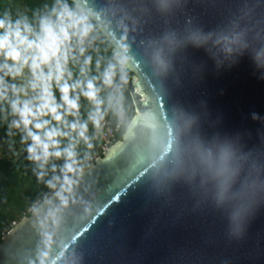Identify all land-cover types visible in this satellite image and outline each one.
<instances>
[{"label":"water","instance_id":"water-1","mask_svg":"<svg viewBox=\"0 0 264 264\" xmlns=\"http://www.w3.org/2000/svg\"><path fill=\"white\" fill-rule=\"evenodd\" d=\"M70 1L127 49L135 114L0 264H264V0Z\"/></svg>","mask_w":264,"mask_h":264},{"label":"clouds","instance_id":"clouds-1","mask_svg":"<svg viewBox=\"0 0 264 264\" xmlns=\"http://www.w3.org/2000/svg\"><path fill=\"white\" fill-rule=\"evenodd\" d=\"M94 21L92 12L63 3L52 16L40 19L38 29L27 22L0 19V103L7 102L16 118L11 126L23 127L22 143L25 137L31 141L29 160L41 168L50 159L63 160L68 183L72 182L68 173L81 172L79 143L87 149L93 147L89 123L100 133L108 113L120 121L125 109L127 49H121V56L92 75L88 50L96 33ZM157 61L164 67L159 57ZM70 63L79 65L76 79ZM17 80L21 83H15ZM81 97L90 105L86 120L81 119ZM62 140L68 143L62 146Z\"/></svg>","mask_w":264,"mask_h":264},{"label":"trees","instance_id":"trees-1","mask_svg":"<svg viewBox=\"0 0 264 264\" xmlns=\"http://www.w3.org/2000/svg\"><path fill=\"white\" fill-rule=\"evenodd\" d=\"M63 3L69 7H76L70 0H0V19L10 20L12 23L17 21L27 22L34 29H38L42 17L52 16L53 12ZM96 25V23L94 22ZM93 43L88 50V55L92 60V75H96L97 68H102L106 63L112 62L116 57L112 52V46L103 36L96 25V33L92 37ZM73 79L79 77V65H72ZM133 72L126 69V85L131 80ZM9 83L12 81L9 80ZM15 83L19 84L17 80ZM123 89L125 101V125L115 142L119 141L130 121L134 116L135 110L131 97ZM59 100V93H57ZM81 119L86 120L90 111V105L81 97ZM111 113L105 119H114ZM16 119L12 116L7 102L0 103V242L4 235L11 230L23 217L29 216L33 210L40 207L42 202L48 198L59 187L66 184L64 161L50 159L41 168L35 162H31L27 155L28 144L31 143L25 137L22 143L23 127L16 129L11 126V122ZM71 120V117L68 118ZM89 137L93 147L87 149L83 142L77 147L79 165L81 169L87 168L98 156L104 153L100 150V141L95 137V130L89 123ZM68 143L62 140V146ZM70 178L76 177L71 173L67 174ZM40 177L39 179L37 177Z\"/></svg>","mask_w":264,"mask_h":264},{"label":"built area","instance_id":"built-area-1","mask_svg":"<svg viewBox=\"0 0 264 264\" xmlns=\"http://www.w3.org/2000/svg\"><path fill=\"white\" fill-rule=\"evenodd\" d=\"M125 121V113L120 121H117L116 117H114V119H105L103 130L100 133L95 132V137L100 141L101 151L105 152L115 143L117 136L121 133V130L125 125Z\"/></svg>","mask_w":264,"mask_h":264},{"label":"rangeland","instance_id":"rangeland-1","mask_svg":"<svg viewBox=\"0 0 264 264\" xmlns=\"http://www.w3.org/2000/svg\"><path fill=\"white\" fill-rule=\"evenodd\" d=\"M27 75H28V73H27V71L25 72V78H27ZM20 83H21V81H20ZM0 153H2V146L0 145Z\"/></svg>","mask_w":264,"mask_h":264}]
</instances>
